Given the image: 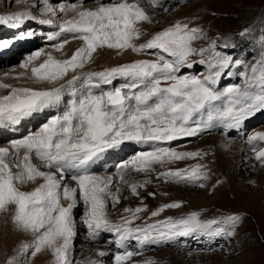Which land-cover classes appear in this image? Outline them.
<instances>
[{
  "label": "snow or ice",
  "instance_id": "6c2138e0",
  "mask_svg": "<svg viewBox=\"0 0 264 264\" xmlns=\"http://www.w3.org/2000/svg\"><path fill=\"white\" fill-rule=\"evenodd\" d=\"M148 2L153 7L161 5V0ZM31 7L39 15L31 10L0 15V25L19 27L26 21H35L55 27L57 31L48 40L57 41L52 45L57 52L73 40L81 45L67 59H57L40 49L20 64L37 83L50 87H14L0 82V89L9 90L7 95L0 96V129L17 126L46 110H56L35 132L0 147V210L14 205L17 228L35 237L21 252L31 248V255L35 256L47 248L52 250L55 264H73V210L81 202L89 235L97 239L101 233L112 234L115 245L121 249H126L129 241H135L142 253L146 245H159L179 237L234 235L242 220L239 215L205 221L201 212L193 211L134 226L147 207L125 208L124 212L131 215L114 222L108 217V201L113 207L120 201V188L112 190L117 179L128 185L132 195L139 196V189L146 188L151 180L130 182L126 175L147 174L155 171L157 165L206 155L165 146L172 141L198 136L215 127L239 130L247 119L264 112V60L240 73L242 85L220 88L221 78L231 77V70L241 62L219 51L215 41L207 47H194L195 41L206 38L205 33L182 22L156 32L145 43H135L147 34L140 25L152 22L140 0H108L96 7H87L80 0L58 9L52 0H39V6L33 3ZM57 12L65 17L68 13L73 15L57 22ZM245 34L247 30L242 33ZM9 46L8 41H0V49ZM100 49L121 54L131 50L155 58L84 72ZM41 56L46 58L35 64ZM196 64L207 69L203 79L199 74L182 73V69H192ZM70 73L71 79L56 86ZM116 80L124 83L114 86ZM126 142L152 147L120 163L115 178L92 171L105 153L120 149ZM246 142L252 145L254 158L264 165V146H258L264 144V133L250 135ZM205 168L197 163L190 168L166 169L157 173L156 179L204 188L209 178ZM37 180L43 183L31 191L21 190ZM182 206L183 202L161 205L151 212L149 219ZM136 254L139 253L131 250L118 253L114 264H128ZM98 255L103 257L106 253L101 251ZM8 264H16L15 258ZM145 264L154 262L148 260Z\"/></svg>",
  "mask_w": 264,
  "mask_h": 264
},
{
  "label": "rangeland",
  "instance_id": "374dc122",
  "mask_svg": "<svg viewBox=\"0 0 264 264\" xmlns=\"http://www.w3.org/2000/svg\"><path fill=\"white\" fill-rule=\"evenodd\" d=\"M1 1H3L1 7L4 9L2 8L0 10V15H7L9 12H14L15 10L22 12L31 9V11H35L34 14L39 15L36 8L31 7L33 3L39 6V0ZM70 1L52 0V3L55 7L59 8L60 6L68 7L72 3L80 2V0ZM104 2H108V0H83L84 5L87 7H95L99 3ZM57 4L59 5L57 6ZM140 4L151 17L152 22L150 24L144 23L140 25L141 29L147 34L135 41V43H145L156 32L176 22H182L188 24L189 27L201 28L205 33L206 38L195 41L194 47H207L209 43L215 41L219 51L230 55L234 61L238 60L241 62L239 67L231 70L233 73L231 77L225 75L221 78L219 83L220 88L231 85H242L243 81L240 73L245 68L250 70L253 65L264 60V39H262L264 38V0H161V4L163 5H160V7H153L148 0H140ZM165 8L167 9L166 11L164 10ZM59 13L57 12L55 16L58 22L64 18H71L73 15V13H68V16L65 17L63 13ZM35 23L37 24L35 21H26V27L22 24V27H25L27 30L22 33L19 32V36L25 37L29 33L32 35L35 32L34 28L37 27ZM249 28L250 33L248 35H242ZM42 31L39 32L41 37H43ZM77 41L73 40L67 44L68 46L66 45L64 48L67 53L60 51L58 52L57 58H69L81 45V42L78 41L77 43ZM37 47L41 48L42 44L38 43ZM41 49L46 52L45 47ZM50 51H54V49ZM155 51L149 50V52ZM107 54L109 55L107 56ZM154 58L152 55H137L131 50L121 54L115 50L100 49L94 54L92 62L83 71H103L105 68L131 63L138 59ZM194 59L198 60L199 57H195ZM3 61L1 62L3 63ZM8 66L1 65L0 72H5L4 78L7 80L10 78L8 72L12 71L16 73L12 76L10 83L14 82L18 87H24L25 84L22 82L23 80L25 81L26 76L34 80L31 77L30 71L26 72L25 69L19 67L20 62ZM20 70L25 71V74L19 73ZM182 73L199 74L200 78L203 79L204 75L207 74V69L205 66L198 64L192 69H182ZM72 75L71 73L69 74L70 77ZM17 76L23 78L15 79ZM65 80L58 82V84L65 82ZM121 83H124V81L116 80L114 81V86H118ZM30 84L32 83L30 82ZM43 85L41 84L39 87L42 86L41 89L45 88ZM7 91V89H0V92ZM259 114L264 115V112L255 114L249 120H252ZM28 121H30V124L28 123L23 130H19L22 133L17 134L15 133L17 131H15L12 135L21 136L22 138L28 134L27 132L29 130L35 132L45 123L43 121L34 128L36 120L29 118ZM258 132L264 133V120L251 126L241 137L228 136L221 131L208 132L197 139H184L174 143L171 147L179 152H202L208 147V136L212 134H216V136L218 135L222 139L225 138L224 140L231 139L237 143H241V145H247L246 141L248 136L255 135ZM222 139L220 144L218 143L217 145L224 148L226 141L224 142ZM8 142L10 141L5 142L0 140V146L7 147V145L9 146ZM258 146H264V144L258 143ZM248 147V152L243 155V160L240 163V166H245L246 170L239 169L238 172H235L236 177L239 178L238 184L235 186L225 183L226 178L223 177L219 169L218 159L208 151H206L207 155L200 159L177 161L163 166L157 165L155 171L147 175L140 173L126 175L125 179L130 182H141L146 177L147 180L152 179L151 181L153 183L150 184V188H141L139 190V196L131 195L128 198L121 197L119 203L114 207L111 203V206H108L107 209L108 217L111 221L118 222L123 216L131 215V213L124 212L125 208H135L138 206L147 207L148 210L140 214L141 218L135 222L134 226L142 225L145 222L153 223L159 220H165L168 217H181L193 211L201 212V219L205 221L222 219L229 215H239L242 217L241 223L236 227L235 234L232 236L218 235L209 237L192 235L189 237H179L181 240L177 238L167 243L144 247L142 253L141 250L135 251V253L139 254L134 255L128 261V264H145V261L148 260H152L154 264H264V165H261L254 158L255 154L252 146L248 145ZM136 151H139V149L128 153V156H132ZM202 153H205V151ZM250 155L252 156L250 160L254 163L249 166V162L245 157ZM224 157L230 160L227 154H224ZM128 159L125 157L124 160L118 161L117 157H114L111 161L112 167L109 168V172L115 169V165ZM197 163L206 166L205 170L209 178L205 182L206 187L204 188L189 186L184 183H165L162 179H156L157 173L165 171L166 169L190 168ZM233 163L234 161L231 165H234ZM92 171L94 173H105L102 169ZM116 171H113V174L100 175L113 176L115 178L116 176L114 174ZM40 183H43V181L37 180L35 183L30 182L23 186L21 190L31 191L35 187H38ZM116 183L122 185V189H125V191L129 188L126 184H120L118 179ZM149 193H155L156 195L153 197ZM63 202L65 205L67 204L66 201ZM172 202H183V206L179 209H168L161 213L160 216L149 219L152 211L161 205ZM14 215V205H9L6 209L0 210V264H8L9 260L13 258H15L16 264H55V258L51 249L45 248L35 256L31 255V248L21 252V249L25 245L32 244L35 237L31 232L22 231L17 228L14 223ZM73 216L76 223V236L73 240L71 250V254L75 255L71 258L73 264H87L82 257V247H91L88 249L95 248L96 250L107 252L109 259H106L104 262L114 264L115 253L119 250L115 246H112V244L109 245V235H105L99 240H94L89 235L88 229L83 223L85 208L82 202L79 203V207L73 210ZM87 237L92 238L93 241H86ZM174 241L178 243L175 245Z\"/></svg>",
  "mask_w": 264,
  "mask_h": 264
},
{
  "label": "bare ground",
  "instance_id": "6f19581e",
  "mask_svg": "<svg viewBox=\"0 0 264 264\" xmlns=\"http://www.w3.org/2000/svg\"><path fill=\"white\" fill-rule=\"evenodd\" d=\"M8 2H9V0H8ZM1 3H3V1L0 2V10L3 8V7H1L3 5ZM5 4H6V2H5ZM58 5L59 4H57V6ZM161 5H163V4H161ZM56 8L58 9V7H56ZM17 12H19V11L15 10L14 12H9L8 14H13V13H17ZM59 14H61V13H59ZM56 18H58V17H56ZM23 26H25V22L23 23ZM36 26L37 27L34 28L35 32L32 33L34 39L32 38V36L27 35L29 37L25 36L26 38L24 40L32 39V40H35L36 42H39L41 40V38H45L46 37V39H47L49 35L54 34L57 31V29L55 27H49V26H45V25H40L38 23L36 24ZM0 27H1L0 28V41L9 40V44H10L9 47L4 48V49H0V67H1V65L2 66L5 65V67H9L8 65H12V64L15 65L16 62H20L21 59H23V58L25 59L28 55H30L29 53L32 52L30 50L33 49V45H36V43L34 41H28L27 43H23V42H20V40H19V38H20L19 32L22 33L25 30H27L25 28L26 26L22 27V24H21V26H19V27H12V26L9 27V25H3V26L0 25ZM156 27H158V26H156ZM41 30H43V32H42L43 37H41V35H39V32ZM45 34H48V35H45ZM28 43L30 44V46L27 47L26 44H28ZM52 43L55 44V43H57V41H54ZM77 43H78V41H77ZM77 43H74V44H77ZM31 44H33V45H31ZM34 49L36 50L37 48H34ZM51 49H53V48H51ZM51 49H49V51L47 53H51L54 57L57 58L58 52L57 51H50ZM67 49L69 50V48H67ZM63 52L67 53V51H65V50H63ZM109 54H107V56ZM17 58H19V60H17ZM45 58H46L45 56H41L40 60L36 61L35 64L38 65L39 63L43 62V60ZM2 60H4L3 63L1 62ZM22 62L23 61H21V63ZM197 65L198 64L194 65V67L197 66ZM8 73H9L8 76H10V78L8 77L9 80L4 78V76H5V72L4 71H3V73L0 72V82L2 80V83L9 84V85H12L14 87H18V85L14 84V82L10 83V80H11L12 76L14 74H16V73L12 72V71L8 72ZM19 73L25 74V71L20 70ZM1 76H3V78H1ZM67 79H71V77L68 76ZM29 80H31V81H29ZM30 82L32 84H30ZM66 82H67V80H65V82H63V83H66ZM22 83L25 84L24 87H27V86L30 87L31 86V87L37 88V89H41L42 88V86L39 87V85H41L40 83H37L35 80L30 79L28 76H26L25 81L23 80ZM43 86L45 88L50 87V85H48V84H44ZM56 86H59V84L56 85ZM21 87H23V86H21ZM8 91L7 92H0V96L7 95ZM55 111H56L55 109L46 110L44 113L35 114L32 117H30V118H33V120H36L35 124H37V122L39 123L42 120L51 117L52 114L55 113ZM28 119L29 118H27L26 120L22 121L17 126H11V127L0 129V140L1 141L3 140V141L6 142V141H11V140H14V139L21 138V136H17V135L13 136L12 134H14V131L23 130L24 127L27 126L28 123L30 124V121H28ZM249 127H250V125L247 124L245 127L242 125L239 130H236V129H224L223 128V132L222 133L225 134V135H228V136L241 137V136H243L245 134L246 129H248ZM220 128H222V127L212 128V129H210V130H208V131H206V132H204V133H202V134H200L198 136H193L192 138L197 139L201 135H203L205 133H208V132H218L220 130ZM30 132H32V130H29L27 133H30ZM18 133H22V132L19 131ZM221 139H222V137L219 138L218 135L216 136V134H212L211 136H208V143H207L208 147L205 148V150H203V151H205V153H207L206 151H208L209 153H212L218 159L219 169L222 172L223 177L226 178L225 183H228L229 185L233 184L235 186V185L238 184L237 182L239 180V178L236 177L235 172H238L239 169L240 170H246V167L245 166H240V163L243 160V155L248 152V148H249L248 145L249 144L247 143V145H245V144L241 145V143H237L234 140H231V139L224 140L225 138H223L222 140H224V142L225 141L226 142L224 144V148H221L222 146H218L217 145L218 143L220 144ZM132 146L139 147V152L142 151L145 147H147V145H143V144L137 145V144H134V143H131V142H126L124 145H122L120 147V149H118L119 150L118 152H115V150H109L107 153L104 154L103 159L96 166H94V168H93V169H102L103 171H105V173H96V174H99V175L100 174L101 175H107V174H111V173L113 174L114 173L113 171H116V167H115V169L112 172H109V168L112 167L111 161L114 159V157H117L118 161L124 160L123 156L126 155V154L125 153L122 154V151H127L129 149V147H132ZM0 147H2V146H0ZM115 153H117V154L114 155ZM224 154H227L229 156L230 160L228 158H225ZM251 157H252L251 155L245 157V159H247L248 162H249L248 163L249 166L252 165V163H254L252 160H250ZM233 161H234V163H233L234 165H231V163ZM248 165H247V167H248ZM44 170H47V169H44ZM147 174H150V173H147ZM147 174H145V175H147ZM114 175L116 176V173ZM144 179L146 180V177ZM151 183H153V182L151 181ZM150 184H148L147 187L150 188ZM117 187L120 188V200H121V197L128 198V197H130L132 195L129 188L125 191V189H122V185H119L116 182L114 183V185L112 187V190L115 191ZM111 203L112 202L109 200L108 201V206L109 207L111 206ZM77 207H79V204H78ZM105 235L113 236L112 234H109V233H101V235L97 239H94V240H99L101 237H104ZM179 239L181 240V238H179ZM86 241L90 242V241H93V240H92V238L87 237ZM174 243L176 245L178 242L174 241ZM129 245L130 244L127 242L126 249L130 247ZM88 248H91V247H87V248L86 247H82L81 248V249H83L82 257H83V260L85 261V263L92 264V262H96V264H107V263L104 262V261H106V259L107 260L109 259L107 252H105L106 253L105 256L101 257V256L98 255V253L101 252L100 250H96L95 248H92V249H88ZM126 249H123V250H126ZM74 256L75 255L71 254V258H73Z\"/></svg>",
  "mask_w": 264,
  "mask_h": 264
}]
</instances>
